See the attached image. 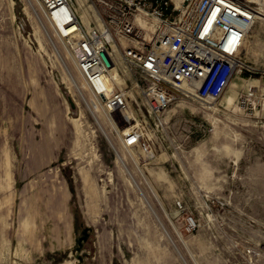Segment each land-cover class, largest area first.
Segmentation results:
<instances>
[{"label": "rangeland", "instance_id": "1", "mask_svg": "<svg viewBox=\"0 0 264 264\" xmlns=\"http://www.w3.org/2000/svg\"><path fill=\"white\" fill-rule=\"evenodd\" d=\"M32 1L39 16L30 0H0V264H186L178 250L188 264H264V21L228 92L179 100L163 124L127 78L149 141L127 148L69 92L55 46L92 102Z\"/></svg>", "mask_w": 264, "mask_h": 264}, {"label": "built area", "instance_id": "2", "mask_svg": "<svg viewBox=\"0 0 264 264\" xmlns=\"http://www.w3.org/2000/svg\"><path fill=\"white\" fill-rule=\"evenodd\" d=\"M39 1L41 23L74 56L97 122L106 120L110 135L128 148L149 141L128 114L132 103L127 78L157 125L179 100L219 99L249 67L244 58L247 38L261 20V8L264 13V0H86L87 24L82 1ZM116 69L124 83L116 78ZM251 90L247 95H253ZM103 133L110 140L105 129ZM177 205L183 208L182 201ZM186 224L194 231L199 221L188 215ZM248 253L263 257L254 248Z\"/></svg>", "mask_w": 264, "mask_h": 264}, {"label": "bare ground", "instance_id": "3", "mask_svg": "<svg viewBox=\"0 0 264 264\" xmlns=\"http://www.w3.org/2000/svg\"><path fill=\"white\" fill-rule=\"evenodd\" d=\"M30 2H31V4H32V7H33V9H34V11H35V13H36V10H35V7H34V5H33V1L32 0H30ZM30 13V12H29ZM260 14L259 15H261V20L260 21H263V18L262 17H264V13H263V9L261 8V10H260V12H259ZM36 15H37V13H36ZM37 16H39V15H37ZM82 17H83V15H82ZM39 18V17H38ZM40 19V18H39ZM83 20L88 24V21L86 20V19H84V17H83ZM41 22V21H40ZM255 25L253 26V28H252V30H251V32L249 33V36L248 37H250V36H252V33L253 32H255L254 30H255ZM49 33V32H48ZM60 39V38H59ZM63 43H64V41L62 40V39H60ZM39 41V46H40V50L41 51H47L48 52V50L46 49V47H45V45H44V43H43V41L41 40V39H39L38 40ZM53 43V42H52ZM56 45V43L54 44V46ZM64 45L66 46V44L64 43ZM67 47V46H66ZM255 47V46H254ZM68 48V47H67ZM55 49H56V56H57V58H59L60 59V61L63 63V65H64V67H65V70H66V72H67V74H66V76H67V79L68 80H66V82H67V88H69V92L71 93V95H74V90H76L77 91V93L82 97V99L86 102V104H87V106H88V108L90 109V111L94 114V116H97L95 113H94V108L93 107H95L94 106V104H93V102H91V101H89V99H87L86 98V96H85V94H83V91L80 89V86H79V84H78V82H77V80H76V78L74 77V75L71 73V70L69 69V67L67 66V63H66V61L63 59V57H62V55H61V52L59 51V49L55 46ZM245 51H246V53H247V50H246V47H245ZM60 53V54H59ZM70 53L72 54V52L70 51ZM44 54H46L45 52H44ZM48 54V53H47ZM72 57H73V59H74V56H73V54H72ZM247 57V56H246ZM245 58V57H244ZM74 62H75V59H74ZM75 65H76V62H75ZM235 79V78H234ZM233 79V80H234ZM233 83V81L231 82V84ZM230 87H231V85H230ZM75 100V99H74ZM228 105H233L234 104V98H233V96H229L228 97ZM77 101V100H76ZM75 101V102H76ZM78 102V104H79V101H77ZM77 102H76V104H77ZM208 102V101H207ZM214 106H216V105H214ZM216 109V108H215ZM71 111V110H70ZM101 114H103V111L101 110ZM128 114H129V116H131V118H132V116L133 117H135V114H134V112H133V110H132V108H131V106H130V108H129V110H128ZM82 115H83V112H82ZM136 118V117H135ZM81 119H82V116H81V118H79V117H77V116H75V117H73L72 118V121H74V123H77V122H81ZM137 120V119H136ZM138 121V120H137ZM98 123H99V126H100V128H101V121H99L98 120ZM79 126H81V124L79 123L78 124ZM102 128H104L103 126H102ZM102 131H103V129H102ZM106 131V130H105ZM112 140V139H111ZM110 141V140H109ZM111 142V141H110ZM115 147V146H114ZM128 148V147H127ZM129 148H132V147H129ZM115 149H116V147H115ZM116 152L118 151L117 149L115 150ZM117 154H118V156L119 157H121L120 156V154L117 152ZM136 184H137V182H136ZM131 185H135V184H133V182H131ZM137 186H138V184H137ZM139 187V186H138ZM141 188H139V190H140ZM142 192V191H141ZM156 212V211H155ZM161 221V220H160ZM176 247V246H175ZM177 248V247H176ZM178 249V248H177ZM179 251V253H180V256H181V258L182 259H184V261H185V263L186 264H188V262L186 261V259L184 258V256H183V254H182V252L180 251V250H178Z\"/></svg>", "mask_w": 264, "mask_h": 264}, {"label": "crops", "instance_id": "4", "mask_svg": "<svg viewBox=\"0 0 264 264\" xmlns=\"http://www.w3.org/2000/svg\"><path fill=\"white\" fill-rule=\"evenodd\" d=\"M82 15H83V14H82ZM83 17H84V19L86 18V20L89 22V17H87L86 14H84ZM232 84H233V83H232ZM232 84H231V85H232Z\"/></svg>", "mask_w": 264, "mask_h": 264}, {"label": "water", "instance_id": "5", "mask_svg": "<svg viewBox=\"0 0 264 264\" xmlns=\"http://www.w3.org/2000/svg\"><path fill=\"white\" fill-rule=\"evenodd\" d=\"M70 100H71V99H70ZM71 102H72V105L75 106V104H74V102H73L72 100H71Z\"/></svg>", "mask_w": 264, "mask_h": 264}]
</instances>
